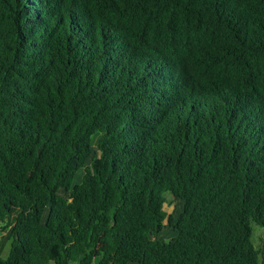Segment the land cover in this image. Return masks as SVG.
<instances>
[{"label":"trees","instance_id":"1","mask_svg":"<svg viewBox=\"0 0 264 264\" xmlns=\"http://www.w3.org/2000/svg\"><path fill=\"white\" fill-rule=\"evenodd\" d=\"M0 234V264H264V0H0Z\"/></svg>","mask_w":264,"mask_h":264},{"label":"rangeland","instance_id":"2","mask_svg":"<svg viewBox=\"0 0 264 264\" xmlns=\"http://www.w3.org/2000/svg\"><path fill=\"white\" fill-rule=\"evenodd\" d=\"M165 208H166L167 210L170 211V210L172 209V204H170V203H166V204H165ZM258 227H259L258 225H255V230H256ZM259 236H260V231L256 230L255 237L258 239ZM9 244H10V243H7V244H6V248H5V249H6V250H5L6 252H7V249L9 248ZM5 251L2 253L3 256H5V254H6ZM70 264H79V263H77V262H71Z\"/></svg>","mask_w":264,"mask_h":264},{"label":"crops","instance_id":"3","mask_svg":"<svg viewBox=\"0 0 264 264\" xmlns=\"http://www.w3.org/2000/svg\"><path fill=\"white\" fill-rule=\"evenodd\" d=\"M5 237L0 234V253L2 254L6 249L4 248L6 246L5 244ZM6 252V251H5ZM51 264H54V263H51Z\"/></svg>","mask_w":264,"mask_h":264}]
</instances>
